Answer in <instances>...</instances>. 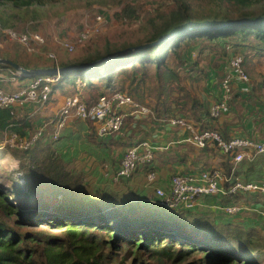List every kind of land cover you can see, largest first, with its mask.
<instances>
[{"label": "trees", "instance_id": "obj_1", "mask_svg": "<svg viewBox=\"0 0 264 264\" xmlns=\"http://www.w3.org/2000/svg\"><path fill=\"white\" fill-rule=\"evenodd\" d=\"M59 1L0 0L1 25L10 26L9 16L25 20L20 11L33 12ZM114 16L137 28L125 35L106 37L71 61L30 66L0 57L30 71L73 69L111 57L106 62L46 76L22 74L15 82L5 81L6 85L0 88L16 91L40 78L57 79L50 84L52 94L44 109L54 94L79 96L90 107L98 104L101 96L127 93L152 108L154 116L146 117L148 124H161L159 119L177 116L188 119L201 131H217L225 139H232L216 129L214 123L219 118L211 119L208 103L193 93L182 72L195 77L206 54L211 55L213 64H218L217 58L227 62L242 56L239 54L243 50L264 56V25H227L243 20L264 21V0H163L154 15L144 21H141L140 6L125 3ZM220 25L226 26L187 32L158 42L179 31ZM154 42L157 43L134 49ZM247 56H242L243 65ZM211 69L217 72L218 67ZM10 71L15 72L11 66L0 64V74L5 78L11 77ZM206 75L205 71L203 77ZM224 76L223 80L229 78ZM27 78H32L29 84ZM263 86L264 83L256 88L260 92ZM13 109L16 108L0 109V133L12 132L24 139L31 138L39 127L34 128L33 119L18 116ZM224 112L225 109L220 116ZM140 119L127 118L121 131L101 139L97 137L95 122L75 119V129L65 130L57 140L47 131L27 150L9 147L0 150L1 158L7 153L19 166L11 169L16 173L18 184L13 191L0 185V264H264V237L246 223L236 222L235 217L240 213L231 216L221 209H212L214 197H201L192 208L185 204L173 208L162 204L163 198L156 194L161 188H155L148 196L150 189L145 188V183L160 186L163 181L157 179L156 156L152 163L137 166L126 178H116L122 160L118 166L114 162L115 169L104 171L107 159L101 157L100 150L108 145H124L126 141L121 135L127 124L139 123ZM82 123L91 133L82 134L79 130ZM215 148L208 145L202 152L212 154ZM220 154L225 158L222 169L229 174L232 156L222 151ZM150 174H155V180H148ZM254 174L253 166L236 170L231 183L238 178L264 186V173L258 171L257 179L253 178ZM138 176L144 180L141 186ZM172 178L169 188L162 189L166 195L171 193ZM250 193L259 192H237L223 197L219 203L239 205L245 210L238 202L246 203ZM192 221L198 225L191 224ZM206 221L212 222L211 225L202 226Z\"/></svg>", "mask_w": 264, "mask_h": 264}, {"label": "built area", "instance_id": "obj_2", "mask_svg": "<svg viewBox=\"0 0 264 264\" xmlns=\"http://www.w3.org/2000/svg\"><path fill=\"white\" fill-rule=\"evenodd\" d=\"M97 33L98 31L95 32L94 30L86 29L79 35L76 41L77 43H65L64 46L68 51L72 52L76 49L78 44L83 45ZM4 37L21 45L28 54L39 53L40 50L47 45L44 35L39 32H19L14 29H5L0 26V40H3ZM49 57L53 59L55 63L57 62V57L55 55L50 54ZM229 65L237 79L249 82V76L244 68L242 56L232 58ZM10 73L11 77L6 78L0 74V80L15 82L17 78L22 76V74L16 70L15 72L10 71ZM56 81L57 79L46 77L32 82L22 90L6 91L0 88V109H12L14 107L24 108L33 104H37L40 108L44 109L52 94L50 84ZM43 82L46 84L42 87ZM221 86L222 98L210 109V117L212 119L220 117L226 105L232 99V86L230 80H223ZM13 112H15V109H13ZM149 115L154 116L152 108L145 103L136 101L127 93L116 92L109 97L101 96L98 104L90 107L83 102L79 96L69 97L65 100L64 105L56 117L51 122L44 123L39 127L31 138L24 139L15 133L8 132V135L0 141V150L7 147L27 150L35 145L51 126H53V139L57 140L62 130L75 119L95 122L97 124L98 137L104 138L121 131L127 118L148 117ZM158 121L163 124L166 123L171 127H180L188 131L189 135L185 139V142L199 149H205L208 145H212L223 153L231 155L232 176L236 171L237 165L243 160L248 159L253 161L257 156L264 154V139H225L217 131H201L188 119L177 116L159 119ZM155 152L156 147L151 144L150 141H139L126 151L116 178L129 177L137 166L152 163L155 160ZM155 178V174H150L148 176L149 181H153ZM225 182H230V178H227L218 170H204L197 174L175 175L171 180L172 189L170 195H166L162 189H157L156 194L159 198H163L162 204L173 208L181 204H185L187 207L192 208L197 205L201 197L204 196H230L237 192L252 191L264 194V186L258 184L245 183L237 178L234 183H230L231 185L227 188H223L222 184ZM151 198L152 197L148 199L151 200ZM220 209L228 215L235 216L244 210V207L239 205H225Z\"/></svg>", "mask_w": 264, "mask_h": 264}, {"label": "crops", "instance_id": "obj_3", "mask_svg": "<svg viewBox=\"0 0 264 264\" xmlns=\"http://www.w3.org/2000/svg\"><path fill=\"white\" fill-rule=\"evenodd\" d=\"M217 63L218 64H213L211 63V61L207 63V75L204 81H202L201 88L203 92L200 95V97L206 103H208V109L210 110L211 107L216 104L219 98L221 100V79L223 80V76L225 74L228 75L229 78L227 79L230 80L232 86V103H228L226 105L224 114L218 117L219 119L215 121L214 124L216 129L227 138L251 137L255 138L256 140H263L264 103L258 105L254 104V106L247 104L246 99L249 96L247 92L251 91V85L240 82L239 79L234 76L233 72L231 73L228 62L219 59ZM214 66L218 67L217 72L212 71L211 68ZM209 71L211 72L208 73ZM53 96H57V99L59 100V107L57 108V111L48 112L49 105L42 111V109H39L37 105L33 104L28 105L24 108L16 107L15 113L18 116H28L33 119L34 128L41 127L44 123L51 122L54 119V117L59 113L60 109L64 105L65 100L69 98L59 94H54ZM207 120L210 119L208 118ZM145 121L146 120L139 123L137 122L127 124L123 134L121 135L123 141H126L124 145L122 144L119 147L108 145L100 150L99 154H101V157L105 156L107 159L104 164V171H108V169L112 170L114 168V162L115 165L117 162L116 166H118L119 161L123 159L125 151L129 147H131V144H136L141 140H149L156 147L155 156L156 169L158 174L157 179L159 178L163 181L160 182V186H154L152 185V183H150L149 185L145 183V188L148 190L150 189V191L148 192V196H150L154 192L155 188H169L170 179L173 175L197 174L201 171H204V168H207L209 170H218L222 172L227 178H230V182H225L222 184L223 188H227V184L231 183L234 180V175H231L232 172L227 174V172L222 169V164L224 163L225 158L214 146L212 147L215 148V151L212 154H203L202 149H199L185 142V139L189 135V132L185 129L180 127H166L162 125V123L159 124L158 122L151 125L148 123L146 124ZM70 123L62 130L61 134L65 130L69 131L75 129V126L71 127ZM143 129H150L152 134H146L150 137H142V139L140 137H137L138 133H142V135L145 136V134L143 133ZM79 130L82 131L83 135L85 133H91L86 130L84 123L80 124ZM48 132L52 135L53 126L49 128ZM155 133L156 136L154 135ZM98 138L101 139L100 137ZM60 144L63 145L64 143ZM108 148L110 149V152H108ZM260 156L262 155L257 156L253 161L248 159L243 160L237 165L236 170L242 171L243 169L246 170L247 168L253 166V172L255 174L254 177H252L254 179H257L256 177L259 176L257 174L258 171L264 173V156L263 158H260ZM111 159H114L116 161H109ZM12 168H19L18 162L16 160H14V162L12 163ZM137 179L138 185L141 186L144 180H141L142 177L140 176H138ZM223 197L225 196L220 195L214 197L215 199H213V201L211 202L210 207L214 210L220 211V207L222 204L219 203V201ZM238 203L240 205H244L245 210L241 211L240 214L235 217V221L246 223L250 228L254 229L259 235H261V237H264V194L250 193L248 195V200L246 203L242 204V201ZM222 206H225V204Z\"/></svg>", "mask_w": 264, "mask_h": 264}, {"label": "rangeland", "instance_id": "obj_4", "mask_svg": "<svg viewBox=\"0 0 264 264\" xmlns=\"http://www.w3.org/2000/svg\"><path fill=\"white\" fill-rule=\"evenodd\" d=\"M163 0H61L53 6H46L41 9H35L33 12L20 11V16H25V20L20 21L12 16L7 17L10 26L5 29H14L19 32H40L46 39L47 46L41 50L38 54H28L24 52L20 46L8 40L4 37L0 40V57H9L15 59L21 63L33 66H52L54 64L59 65L65 61H71L76 57H80L86 50L95 43L103 42L106 37H114L125 35L137 27L132 25H126L118 21L114 14L119 12L125 3L140 6L142 14L141 21H144L147 17L154 15L156 7L162 3ZM107 4V5H106ZM0 26L1 21H0ZM37 27V28H36ZM4 28V27H2ZM94 30L98 33L89 41L83 45H77L76 49L72 52L68 51L64 46L65 43H77L79 35L85 31ZM53 54L57 57V62H53L49 56ZM239 55L243 57L247 56L245 60L244 68L249 76L250 93L246 99V103L249 105L264 103V86L259 92L256 87L264 83V56L259 54L255 55L251 50H243ZM222 59V58H217ZM211 61V55H205L202 59L200 71L196 72L195 77L182 72L185 83L191 88L194 94L198 97L202 94V81L205 77L204 72L207 70V63ZM212 62V61H211ZM228 63L230 60L227 61ZM209 73V72H208ZM32 78H27L26 83L29 84ZM6 85L5 81L0 80V87ZM253 89V91H252ZM254 92V93H253ZM150 103L151 101L147 99ZM152 104V103H151ZM59 107V100L57 96H53L52 102L49 104L48 112L57 111ZM44 109H42L43 111ZM56 117V116H55ZM54 117V118H55ZM141 117L138 118V120ZM142 122L146 120V124L149 123L146 117L141 118ZM74 121L70 123L73 127ZM8 133V132H7ZM7 133H0V140L7 136ZM143 133H138L137 137H150L146 134H152L150 129H143ZM156 136V133L154 134ZM108 152L110 149L108 148ZM2 152H0V185L5 187L6 190L12 192L17 184L15 182L16 173L12 172V163L14 158L9 155L1 158ZM186 217L188 215H185ZM206 224H202L204 227H208L212 222L206 221ZM193 225H198L197 221H192ZM201 228V227H200Z\"/></svg>", "mask_w": 264, "mask_h": 264}, {"label": "water", "instance_id": "obj_5", "mask_svg": "<svg viewBox=\"0 0 264 264\" xmlns=\"http://www.w3.org/2000/svg\"><path fill=\"white\" fill-rule=\"evenodd\" d=\"M227 25H264V21H261V20H254V21L253 20H243V21H239V22L229 23ZM224 26H226V25H220L218 27H197L195 29H189V30H186V31L183 30V31H179V32L174 33V34L167 35V36H165L164 38H162L158 42L166 41V40L172 38L175 35H182V34H186L187 32L201 31V30H216V29L221 28V27H224ZM156 43L157 42L150 43V44H145L143 46H140V47L134 48V49L135 50H137V49H143V48L152 46V45H154ZM129 50H133V48L132 49H128L126 51H129ZM126 51H124V52H118V54L125 53ZM110 58L111 57L104 58L101 61H98V62L93 63V64H87V65L77 66V67H75L73 69H65V70L64 69H59V68H54V69L43 70V71L42 70L30 71V70H27V69L23 68L19 64L13 63L12 61L7 60V59H0V64H6V65L11 66L14 70L20 72L25 77H36V76H46V75L59 74V73H64V72H68V71H76V70L88 69V68H91V67H95V66L100 65V64L106 62L107 60H109Z\"/></svg>", "mask_w": 264, "mask_h": 264}]
</instances>
